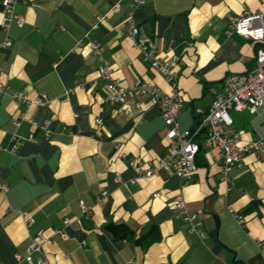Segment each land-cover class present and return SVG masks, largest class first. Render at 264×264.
Masks as SVG:
<instances>
[{"label": "crops", "instance_id": "obj_1", "mask_svg": "<svg viewBox=\"0 0 264 264\" xmlns=\"http://www.w3.org/2000/svg\"><path fill=\"white\" fill-rule=\"evenodd\" d=\"M262 1L144 0L136 12L140 32L162 60L174 62L182 128L192 127L196 109L209 107L210 86L252 66L256 45L225 30L229 15L256 12ZM130 8V0H19L16 12L25 24L7 31L0 25V179L8 185L0 193V264H16L15 254L38 230L47 242L35 258L48 264H264V155L246 154L242 167L230 170L231 185L219 179L217 150H200L194 179L184 187L163 171L144 177L129 165L161 156L167 128L144 98L108 103L99 68L107 62L124 86L139 78L170 91L127 36ZM97 15L104 20L94 28ZM2 17L0 0V24ZM90 41L102 46L100 54ZM14 94H45L50 102L28 106ZM231 116L244 138L253 136L259 119ZM45 120L48 137L39 127ZM14 136L24 140L11 150ZM101 190L108 196L97 203ZM176 194L199 215L204 238L169 209ZM22 212L34 218L31 226ZM143 235L154 239L146 248Z\"/></svg>", "mask_w": 264, "mask_h": 264}, {"label": "built area", "instance_id": "obj_2", "mask_svg": "<svg viewBox=\"0 0 264 264\" xmlns=\"http://www.w3.org/2000/svg\"><path fill=\"white\" fill-rule=\"evenodd\" d=\"M19 0H1L3 17L1 27L7 31L11 25L22 27L25 17L16 12V4ZM144 3V0H130V10L126 14L127 36L133 41L140 54L149 62L150 67L161 73L170 91L165 92L160 87L137 78L131 87L124 86L120 79L112 77V72L107 62L98 70V77L104 80L110 90L106 101L110 104H123L128 98H144L156 106L159 114L167 128L165 137L168 144L164 153L151 161L129 159V165L134 167L137 173L144 177L157 175L159 171L165 172L170 177L179 180L180 187H184L193 181L197 163L196 157L201 148L206 150H217L216 159L219 164L220 181L231 185L230 170L232 167L240 168L244 164V158L248 153L257 156L264 155V1L260 3L256 12H244L241 15H229L225 33L231 35L236 33L249 38L256 45L252 66L244 73H229L219 85L209 87L211 102L206 110L196 109L195 118L191 128H182L178 119L179 110L182 108L184 98L177 85V75L174 71V62L162 60L159 56L153 40L147 34L140 32L135 21V14ZM104 16H95L93 27L96 28ZM6 39L2 45H7ZM90 47L95 54L102 52V46L96 41H90ZM177 60V58H173ZM5 88L0 84V93ZM71 89L66 90V95ZM13 97L28 106H45L50 99L41 94L34 98L14 94ZM247 112L256 119L257 123L252 126L253 136L244 138L239 130L234 128L230 112ZM23 119V117L19 118ZM100 124L101 120L96 119ZM19 124V120L15 121ZM32 124L35 122L32 121ZM45 137L50 134L49 121L45 120L39 126ZM32 135L28 137L32 139ZM14 143L11 150H15L24 140L13 137ZM116 181H120L119 176ZM8 185L0 179V193H5ZM153 193V197L157 196ZM108 196L106 190H101L96 197L97 203H101ZM81 212L84 216L91 214V209L82 201L79 202ZM169 209L176 211L186 223L189 233L198 238H204L202 222L198 214L190 213L181 194H176L169 204ZM228 210H233L229 206ZM22 219L27 227L34 223V218L22 212ZM239 223L244 221L243 216L235 214ZM68 224V220L64 222ZM60 233V230L54 231ZM47 237L42 230L29 239L23 253H16V264H48L43 258H35L43 254V244ZM264 257V243H259Z\"/></svg>", "mask_w": 264, "mask_h": 264}, {"label": "trees", "instance_id": "obj_3", "mask_svg": "<svg viewBox=\"0 0 264 264\" xmlns=\"http://www.w3.org/2000/svg\"><path fill=\"white\" fill-rule=\"evenodd\" d=\"M202 149V148H201ZM200 149V150H201ZM200 152V151H199ZM199 154V153H198ZM198 154H197V156H198ZM196 163H197V165H198V162H197V157H196ZM122 235H125V234H122ZM144 236L145 235H143V236H141L140 237V245L143 247V248H146L150 243H152L153 241H154V239L153 238H148V239H145L144 238ZM144 238V239H143Z\"/></svg>", "mask_w": 264, "mask_h": 264}, {"label": "rangeland", "instance_id": "obj_4", "mask_svg": "<svg viewBox=\"0 0 264 264\" xmlns=\"http://www.w3.org/2000/svg\"><path fill=\"white\" fill-rule=\"evenodd\" d=\"M232 113V111L230 112V114ZM242 115L244 116L245 114H248L247 112H241Z\"/></svg>", "mask_w": 264, "mask_h": 264}]
</instances>
